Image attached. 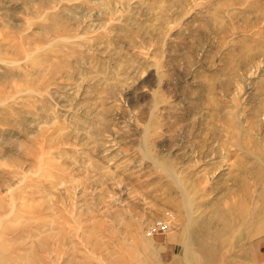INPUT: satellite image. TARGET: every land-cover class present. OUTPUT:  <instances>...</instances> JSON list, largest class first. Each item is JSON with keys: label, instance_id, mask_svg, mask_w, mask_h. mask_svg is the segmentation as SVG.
Wrapping results in <instances>:
<instances>
[{"label": "rangeland", "instance_id": "rangeland-1", "mask_svg": "<svg viewBox=\"0 0 264 264\" xmlns=\"http://www.w3.org/2000/svg\"><path fill=\"white\" fill-rule=\"evenodd\" d=\"M0 264H264V0H0Z\"/></svg>", "mask_w": 264, "mask_h": 264}, {"label": "built area", "instance_id": "built-area-1", "mask_svg": "<svg viewBox=\"0 0 264 264\" xmlns=\"http://www.w3.org/2000/svg\"><path fill=\"white\" fill-rule=\"evenodd\" d=\"M158 230H162L164 232H167L168 231V224H166L165 222H160L158 224V227L157 228H154L152 229L150 232H149V236H153L154 233L158 232Z\"/></svg>", "mask_w": 264, "mask_h": 264}]
</instances>
